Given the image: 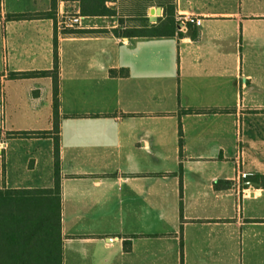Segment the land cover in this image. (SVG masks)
<instances>
[{
  "label": "crops",
  "instance_id": "obj_1",
  "mask_svg": "<svg viewBox=\"0 0 264 264\" xmlns=\"http://www.w3.org/2000/svg\"><path fill=\"white\" fill-rule=\"evenodd\" d=\"M55 38L63 264H264V0H0V189L54 186Z\"/></svg>",
  "mask_w": 264,
  "mask_h": 264
},
{
  "label": "trees",
  "instance_id": "obj_2",
  "mask_svg": "<svg viewBox=\"0 0 264 264\" xmlns=\"http://www.w3.org/2000/svg\"><path fill=\"white\" fill-rule=\"evenodd\" d=\"M105 1V0H103ZM109 12H114L108 9ZM33 17H53L52 12L30 14H10L13 19ZM55 17V16H54ZM142 26L114 30L116 35L126 37L181 35L183 30L174 14V6L169 4L165 17L157 24H150L149 18H142ZM80 32L79 30H71ZM83 32V31H82ZM111 75L118 71L112 69ZM128 71L126 70V73ZM15 76L26 78L34 75L51 76L53 79L54 119L53 130L37 135H53L55 140V183L52 188L0 189V264H63L62 246V197L59 118L60 61L58 43L55 38L54 66L52 70L41 72H19ZM187 110L185 113H193ZM20 135H28L21 132ZM57 134V135H56ZM182 149V125L179 126ZM264 178V176H262Z\"/></svg>",
  "mask_w": 264,
  "mask_h": 264
},
{
  "label": "built area",
  "instance_id": "obj_3",
  "mask_svg": "<svg viewBox=\"0 0 264 264\" xmlns=\"http://www.w3.org/2000/svg\"><path fill=\"white\" fill-rule=\"evenodd\" d=\"M114 1V0H111ZM181 29L184 30L189 24L202 25L203 18L197 17L193 14H183L178 17ZM82 17L80 15H75L69 12H61L58 17L57 27L61 32H68L71 30L79 29L82 26ZM247 173H242V178H247Z\"/></svg>",
  "mask_w": 264,
  "mask_h": 264
},
{
  "label": "rangeland",
  "instance_id": "obj_4",
  "mask_svg": "<svg viewBox=\"0 0 264 264\" xmlns=\"http://www.w3.org/2000/svg\"><path fill=\"white\" fill-rule=\"evenodd\" d=\"M136 11H137V13H142L143 12V10L141 9V7H139ZM139 20H143V19H139ZM235 262H236V264H241V261L235 260Z\"/></svg>",
  "mask_w": 264,
  "mask_h": 264
},
{
  "label": "water",
  "instance_id": "obj_5",
  "mask_svg": "<svg viewBox=\"0 0 264 264\" xmlns=\"http://www.w3.org/2000/svg\"><path fill=\"white\" fill-rule=\"evenodd\" d=\"M157 9H159V8H152V12H155Z\"/></svg>",
  "mask_w": 264,
  "mask_h": 264
}]
</instances>
